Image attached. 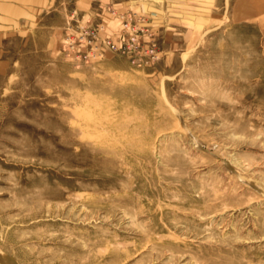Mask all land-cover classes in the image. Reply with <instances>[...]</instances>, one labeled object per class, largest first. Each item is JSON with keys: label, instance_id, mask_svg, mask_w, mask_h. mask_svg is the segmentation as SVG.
I'll return each mask as SVG.
<instances>
[{"label": "rangeland", "instance_id": "374dc122", "mask_svg": "<svg viewBox=\"0 0 264 264\" xmlns=\"http://www.w3.org/2000/svg\"><path fill=\"white\" fill-rule=\"evenodd\" d=\"M231 1L160 44L149 27V64L77 61L89 0L4 43L0 264H264V0L250 20Z\"/></svg>", "mask_w": 264, "mask_h": 264}, {"label": "crops", "instance_id": "0c3cea01", "mask_svg": "<svg viewBox=\"0 0 264 264\" xmlns=\"http://www.w3.org/2000/svg\"><path fill=\"white\" fill-rule=\"evenodd\" d=\"M61 0H0V60L4 43L11 38L27 36L41 17L61 4ZM75 0L74 5H78ZM91 1V2H90ZM95 1V2H92ZM225 1V0H222ZM249 1L232 0L230 16L237 20H250L257 13L250 11ZM93 4V5H92ZM219 0H89L85 11L79 18L89 24H105L107 34L118 32L120 21L110 19L107 12L110 7L123 13L135 12L157 35L158 44L168 39L174 32H189L190 28L204 24L215 16L213 10ZM75 8V14L78 13ZM199 27V28H200ZM194 30V29H193Z\"/></svg>", "mask_w": 264, "mask_h": 264}, {"label": "built area", "instance_id": "2783aa9c", "mask_svg": "<svg viewBox=\"0 0 264 264\" xmlns=\"http://www.w3.org/2000/svg\"><path fill=\"white\" fill-rule=\"evenodd\" d=\"M120 19L118 32L105 35L102 24L89 26L87 24L69 26L68 47L74 44L80 48L76 59L82 61H96L106 52L127 58L132 64L152 63L157 59L155 38L153 31L143 25L144 20L133 13L118 14Z\"/></svg>", "mask_w": 264, "mask_h": 264}, {"label": "bare ground", "instance_id": "6f19581e", "mask_svg": "<svg viewBox=\"0 0 264 264\" xmlns=\"http://www.w3.org/2000/svg\"><path fill=\"white\" fill-rule=\"evenodd\" d=\"M5 262V261H4ZM2 263H3V261H2ZM7 264V263H6Z\"/></svg>", "mask_w": 264, "mask_h": 264}]
</instances>
